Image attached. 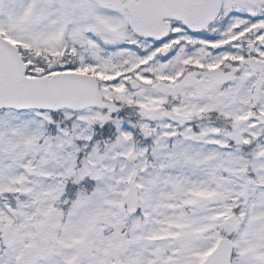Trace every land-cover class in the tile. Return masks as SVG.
Masks as SVG:
<instances>
[{"label": "snow or ice", "instance_id": "1", "mask_svg": "<svg viewBox=\"0 0 264 264\" xmlns=\"http://www.w3.org/2000/svg\"><path fill=\"white\" fill-rule=\"evenodd\" d=\"M0 264H264V0H0Z\"/></svg>", "mask_w": 264, "mask_h": 264}]
</instances>
